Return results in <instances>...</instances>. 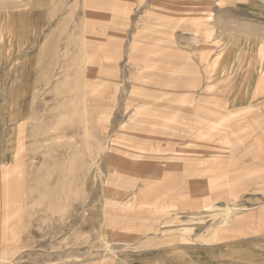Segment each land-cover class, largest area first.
<instances>
[{
  "label": "rangeland",
  "instance_id": "1",
  "mask_svg": "<svg viewBox=\"0 0 264 264\" xmlns=\"http://www.w3.org/2000/svg\"><path fill=\"white\" fill-rule=\"evenodd\" d=\"M0 264H264V0H0Z\"/></svg>",
  "mask_w": 264,
  "mask_h": 264
},
{
  "label": "crops",
  "instance_id": "2",
  "mask_svg": "<svg viewBox=\"0 0 264 264\" xmlns=\"http://www.w3.org/2000/svg\"><path fill=\"white\" fill-rule=\"evenodd\" d=\"M94 37H97V36L94 35V34H93V31L90 29V34H89V39H90V41L93 40ZM160 40H161V39H159L158 37H156V38H154L153 43H154V44H159V41H160ZM137 45H138V49H141V46H140L139 44H137ZM146 47H147V46H146ZM144 49H145V48H144ZM147 49L149 50V53H151V52H155V50H154V48H153L152 46H148ZM147 49H146V50H147ZM150 59L152 60L151 57H149V58L144 57V61H145V63L150 64V63L152 62ZM149 60H150V61H149ZM146 61H148V62H146ZM217 61H218V60L216 59L215 62H217ZM145 63H144V64H145ZM219 68H220V67H219ZM219 68H218V69H219ZM223 69H224V68L222 67V68L219 69V70H223ZM89 70H90V71H89V76H90V77H101L99 73L94 75V72H93L94 69H93V65H92V64L89 65ZM90 77H89V78H90ZM88 81H89V80H88ZM92 86H93V85H92ZM90 98H91L90 101H92V96H91ZM105 120H106V114L103 113V115H101V121H105ZM137 121L140 122V123H142V122H147V120L142 119V118H140V119H139V118H136V119L134 118V122H137ZM167 127L169 128L170 126H167ZM170 128H173V127L171 126ZM124 165H125V163H124ZM149 165H150V163H147V164H146V166H149ZM133 168L135 169V167H133ZM136 168H137V167H136ZM142 168H143L142 165H140V166L138 167L139 170H141Z\"/></svg>",
  "mask_w": 264,
  "mask_h": 264
},
{
  "label": "bare ground",
  "instance_id": "3",
  "mask_svg": "<svg viewBox=\"0 0 264 264\" xmlns=\"http://www.w3.org/2000/svg\"><path fill=\"white\" fill-rule=\"evenodd\" d=\"M135 45H136V43H133V45H132V48L133 49L132 50H135V47H134Z\"/></svg>",
  "mask_w": 264,
  "mask_h": 264
}]
</instances>
